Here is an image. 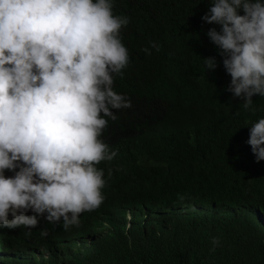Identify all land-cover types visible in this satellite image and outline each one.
<instances>
[{"label": "trees", "instance_id": "16d2710c", "mask_svg": "<svg viewBox=\"0 0 264 264\" xmlns=\"http://www.w3.org/2000/svg\"><path fill=\"white\" fill-rule=\"evenodd\" d=\"M112 2L114 15L129 18L120 31L129 63L122 76L114 74L113 87L132 107L113 110L115 121L106 118L101 139L117 155L97 165L104 171V201L81 213L79 226L67 231L62 221L49 223L46 213L32 211L25 215L37 216L35 228L0 226L1 259L8 264H264L262 228L237 226L227 233L218 208L248 203L264 210V160L257 162L247 143L252 124L264 118V97L254 95L245 110L242 98L228 91L224 57L207 35L222 26L202 19L211 0ZM209 57L215 58L214 70L205 67ZM191 201L212 206L215 216L189 229L174 209L171 215L153 212Z\"/></svg>", "mask_w": 264, "mask_h": 264}, {"label": "clouds", "instance_id": "9594fccd", "mask_svg": "<svg viewBox=\"0 0 264 264\" xmlns=\"http://www.w3.org/2000/svg\"><path fill=\"white\" fill-rule=\"evenodd\" d=\"M113 7L112 0H0V226L35 228L37 216L25 215L32 211L46 213L49 223L62 221L67 231L103 203L97 165L117 155L101 139L106 118L115 121L113 110L132 107L113 87L114 74L122 76L129 63L120 37L129 18L114 15ZM202 19L222 26L207 35L224 57L228 91L250 109L254 95L264 97V0H211ZM204 63L216 67L213 57ZM247 143L257 162L264 160V118L252 124ZM248 205L218 207L226 232L258 224L264 237V210ZM173 209L189 229L215 216L198 201L153 212ZM0 264L8 262L0 257Z\"/></svg>", "mask_w": 264, "mask_h": 264}]
</instances>
